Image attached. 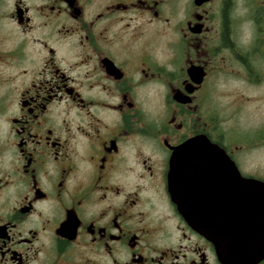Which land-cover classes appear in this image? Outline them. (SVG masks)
<instances>
[{
    "label": "flooded vegetation",
    "instance_id": "1",
    "mask_svg": "<svg viewBox=\"0 0 264 264\" xmlns=\"http://www.w3.org/2000/svg\"><path fill=\"white\" fill-rule=\"evenodd\" d=\"M262 56L264 0H0V264H264L261 195L213 182L231 163L262 182V121L238 145L217 101L222 74L260 88ZM199 140L227 157L182 153L211 238L169 186ZM228 229L256 232L254 256Z\"/></svg>",
    "mask_w": 264,
    "mask_h": 264
},
{
    "label": "water",
    "instance_id": "2",
    "mask_svg": "<svg viewBox=\"0 0 264 264\" xmlns=\"http://www.w3.org/2000/svg\"><path fill=\"white\" fill-rule=\"evenodd\" d=\"M199 148V151L203 152H219V156L214 157L213 160L222 161L227 159L224 156L225 151L219 146H213L209 144L206 140H203L202 144L199 141L197 142H188L187 144L177 148L171 158V169H170V178L169 186L170 192L172 195L173 201L178 206L180 213L185 217L187 222L196 230L202 232L207 237H212V225L211 223L201 222L198 218V211L194 202H191L192 197L196 196L198 191L196 185L200 184V178L203 176L198 170H190L189 166L185 164V158L183 154L185 151L191 147ZM215 178L218 177V181L213 180L214 183L218 182L219 184L225 185V191L230 193H240V197L236 199H259L258 195H261L262 202L264 203V180L257 181L254 179H249L243 177L238 171L237 167L233 164H229L224 170H220L218 175H213ZM213 177V178H214ZM225 177L226 181H223L222 178ZM256 196V197H255ZM188 200L190 202H188ZM262 217H264V205H262ZM234 224H238V221H235ZM224 224L220 223L219 227H222ZM219 233H222V228H219ZM228 234L226 237L231 236L230 240H234V250L242 253V250L247 249L245 258H250L254 256V248L258 243V239L255 237L256 232L247 229L242 232H234L231 234L230 230H227ZM220 239H223L219 235ZM232 256V255H231ZM235 257L239 260H242L241 254H236ZM264 253H262V258Z\"/></svg>",
    "mask_w": 264,
    "mask_h": 264
},
{
    "label": "rangeland",
    "instance_id": "3",
    "mask_svg": "<svg viewBox=\"0 0 264 264\" xmlns=\"http://www.w3.org/2000/svg\"><path fill=\"white\" fill-rule=\"evenodd\" d=\"M238 32H240L238 38L241 42L252 40L255 34L253 30L246 28L244 29V32ZM235 74H232L234 78H231V76L229 77L226 74H222L219 77L217 101L220 122L224 129V133L227 135V131H233L235 135L234 141L235 143H239L240 141L237 140V138L240 135L245 134L262 121V149L253 150L250 153L255 154L253 156L256 158V162H254L255 165L258 164L259 160L262 162V179L264 180V57L262 56V86H260V88L250 87V89H248L243 85L240 87L242 92L238 91L236 89L237 84H233L234 82H238L236 79L237 71ZM234 87L236 92H234ZM242 94L243 96L240 103L242 107L236 114H234L230 105L231 101H236ZM261 95L262 99L260 98ZM242 100H244V102ZM238 145L242 144L239 143Z\"/></svg>",
    "mask_w": 264,
    "mask_h": 264
}]
</instances>
